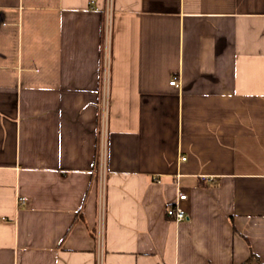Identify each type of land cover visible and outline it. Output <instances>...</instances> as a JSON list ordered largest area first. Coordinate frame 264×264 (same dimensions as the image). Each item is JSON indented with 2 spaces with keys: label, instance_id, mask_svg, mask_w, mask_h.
Returning <instances> with one entry per match:
<instances>
[{
  "label": "crops",
  "instance_id": "1",
  "mask_svg": "<svg viewBox=\"0 0 264 264\" xmlns=\"http://www.w3.org/2000/svg\"><path fill=\"white\" fill-rule=\"evenodd\" d=\"M101 220L102 264H264V0H0V264Z\"/></svg>",
  "mask_w": 264,
  "mask_h": 264
},
{
  "label": "built area",
  "instance_id": "2",
  "mask_svg": "<svg viewBox=\"0 0 264 264\" xmlns=\"http://www.w3.org/2000/svg\"><path fill=\"white\" fill-rule=\"evenodd\" d=\"M97 0H91V4H95ZM111 14H107V19H106V38L107 40L110 39L111 35ZM109 74H110V69H109V63L108 61L106 62L105 70H104V87L107 90L108 84H109ZM170 85L179 87L180 86V81L178 77H175L171 82ZM106 127V126H105ZM106 132V131H105ZM106 136V134H105ZM183 160H186V158H183ZM104 161H102L101 164V175H100V184H101V189L102 193L101 196H104V186H105V167H104ZM101 197V199H102ZM186 195L183 193L179 194V199L184 200L186 199ZM167 215L170 218L175 219L176 221H184L188 218L186 213L178 206H173L170 207L167 211ZM97 253H98V264H102V258H103V253H104V227H103V222L101 220L99 224V233H98V242H97Z\"/></svg>",
  "mask_w": 264,
  "mask_h": 264
}]
</instances>
